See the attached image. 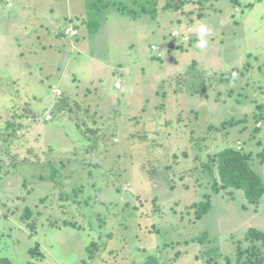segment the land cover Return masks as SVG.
Wrapping results in <instances>:
<instances>
[{"label":"rangeland","instance_id":"1","mask_svg":"<svg viewBox=\"0 0 264 264\" xmlns=\"http://www.w3.org/2000/svg\"><path fill=\"white\" fill-rule=\"evenodd\" d=\"M155 2L61 39L31 25L72 26L80 0H0V264H236L264 232V195L204 169L236 148L264 182V0ZM200 23L206 48L172 39Z\"/></svg>","mask_w":264,"mask_h":264},{"label":"trees","instance_id":"2","mask_svg":"<svg viewBox=\"0 0 264 264\" xmlns=\"http://www.w3.org/2000/svg\"><path fill=\"white\" fill-rule=\"evenodd\" d=\"M129 5H124L120 0H84V6L87 12V18L84 21L89 34L97 33L99 23L97 18L100 17L109 4H118V10L135 18L138 16L136 9L143 14H153L155 12V0H129ZM198 91V90H197ZM196 93V92H195ZM196 94L205 95L204 90H199ZM61 109L58 105L54 111ZM249 154H245L239 149L226 147L214 155L209 156L207 163L204 165L206 176L218 181L224 189L241 190L245 200L250 204H258L264 195V182L252 170ZM261 165H264V151L258 154ZM216 189L215 187H212ZM195 219H200L210 209L209 201H201L194 208ZM65 226L73 227V224L66 223ZM73 225V226H72ZM249 242L248 249L241 250L240 242L236 243V264H264V253L260 245L264 246V232L250 229L245 238ZM253 242H260L259 246ZM90 253V249H87ZM249 255L247 256V253ZM243 256L248 260H242ZM90 259L92 254L89 255Z\"/></svg>","mask_w":264,"mask_h":264},{"label":"crops","instance_id":"3","mask_svg":"<svg viewBox=\"0 0 264 264\" xmlns=\"http://www.w3.org/2000/svg\"><path fill=\"white\" fill-rule=\"evenodd\" d=\"M8 8H12V4L10 3V4H8L7 3V5H6ZM70 8V7H69ZM76 9H77V13H74L75 15H74V17L78 20L77 22H74L73 20H72V18H68V17H65V15H63L64 16V18L67 20V19H69V21H70V24H72V26H62L60 29H59V27H58V25L60 24V20H58L57 18H54V20H56L57 21V23H58V25H54V24H51V23H47V22H45V18L44 17H41L42 19L41 20H39L37 23H36V25H31V27H32V31L34 32H36L37 31V27H41V29L40 30H42V28L43 29H47L48 30V32H49V35H52V34H54L55 36L56 35H59L60 37H61V39H64V37H65V35L66 34H64V30L66 29V28H71V29H73V30H75L76 32H78V26L76 25V24H78V23H81L83 26H85V23H84V21L86 20V18H87V12H86V9H85V6H84V0H80V4H78L77 5V7H76ZM22 10H20V9H18V11H17V14H19V12H21ZM70 12H71V9H70ZM44 34V31L42 32V33H40L39 35L41 36V35H43ZM91 35V34H90ZM42 46V45H41ZM56 48H57V46H56ZM116 89V88H115ZM122 89V87H120V89H117V90H121ZM46 113H48V112H46ZM50 121H52V118H51V120H49V121H46L45 123H47V122H50Z\"/></svg>","mask_w":264,"mask_h":264},{"label":"built area","instance_id":"4","mask_svg":"<svg viewBox=\"0 0 264 264\" xmlns=\"http://www.w3.org/2000/svg\"><path fill=\"white\" fill-rule=\"evenodd\" d=\"M65 34H70V35H75V32L71 29H66L65 30ZM192 36V32L189 31V27L184 28L183 30H177L175 29V31L172 33V39L173 40H178L180 41V43H189L190 42V37ZM151 50L157 52L158 48L156 46H152ZM161 57V54L158 53V58ZM120 85L116 84L115 88L116 89H120ZM53 94H55L56 96H59L61 94L60 90H53L52 91ZM51 115L47 114L44 118L45 121H49L51 120Z\"/></svg>","mask_w":264,"mask_h":264},{"label":"clouds","instance_id":"5","mask_svg":"<svg viewBox=\"0 0 264 264\" xmlns=\"http://www.w3.org/2000/svg\"><path fill=\"white\" fill-rule=\"evenodd\" d=\"M66 29H71V28H66ZM65 30H64V34H65ZM73 31L75 32V35H70V34H66V35H70L72 37L77 36V32L75 30ZM189 31L197 34L198 38H197V43L195 45L197 48L204 49L208 46L209 41L207 37L209 35V29L207 28L206 25L200 23L196 26L189 27Z\"/></svg>","mask_w":264,"mask_h":264}]
</instances>
